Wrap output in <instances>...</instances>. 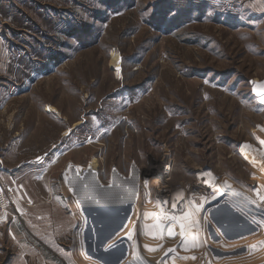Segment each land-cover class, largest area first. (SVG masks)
Masks as SVG:
<instances>
[{
  "label": "rangeland",
  "instance_id": "obj_1",
  "mask_svg": "<svg viewBox=\"0 0 264 264\" xmlns=\"http://www.w3.org/2000/svg\"><path fill=\"white\" fill-rule=\"evenodd\" d=\"M260 83L264 0H0V181L14 198L0 212V264H31L5 220L48 200L82 229L84 264L128 241L152 264H264ZM87 178L121 189L120 204L87 205ZM190 201L206 218L183 236L173 219L137 214L187 213ZM22 233L46 264H70Z\"/></svg>",
  "mask_w": 264,
  "mask_h": 264
},
{
  "label": "crops",
  "instance_id": "obj_2",
  "mask_svg": "<svg viewBox=\"0 0 264 264\" xmlns=\"http://www.w3.org/2000/svg\"><path fill=\"white\" fill-rule=\"evenodd\" d=\"M50 203L51 201L49 200L41 201L38 203L27 201L23 204L17 203L13 206L14 216L11 215V217H7L5 221H7L6 223H9V228H14L15 243L18 245V251L20 252L21 249L24 250L25 248H27L31 264H46L47 262L50 263V261L47 260L46 256V260H44L40 256V254L43 253L42 249L38 248L35 244H28L25 241L26 238H24V233H22V230L25 231L26 229V231H29V234L32 237H37V242L39 239L44 242V246L41 245L42 247L47 246L46 248L51 249L53 253L56 252L61 257H64L66 260H68V262H70V264H84L82 262L83 257L81 256V243L79 241V234H82V229L78 232L74 224H72V228L69 229L66 226V216L62 217L52 214L53 210L51 209V207L54 208L55 206L57 210L60 211L59 205L55 204L54 202H52L50 205ZM254 203V207H256V209H262V207H264V200L262 199L255 201ZM60 214L62 213L60 212ZM1 219L2 216H0V222ZM10 232L13 234L12 231ZM92 235L94 238V234L91 232L90 236ZM115 236L116 232L113 233V236H110L111 238H108V241L112 240ZM97 237L98 235L96 236V238ZM68 238H70V240H68ZM107 243L108 242L102 244V248L100 249V252L103 251L104 255H106V252L108 250L114 248L106 246ZM113 244H115V242ZM124 245L127 247V257L119 264H152V262L146 257H134V245L132 241H128ZM97 261H94V264H108L107 262L103 261L101 256L98 257Z\"/></svg>",
  "mask_w": 264,
  "mask_h": 264
},
{
  "label": "water",
  "instance_id": "obj_3",
  "mask_svg": "<svg viewBox=\"0 0 264 264\" xmlns=\"http://www.w3.org/2000/svg\"><path fill=\"white\" fill-rule=\"evenodd\" d=\"M78 183L81 184L80 186L84 187L81 195L87 205L95 206L97 201L99 202V206H112L120 204L121 189L119 190L117 187H112L111 189L104 188L100 186L98 182H92L88 178L86 180H82L81 182L78 181ZM98 237H102L101 240L104 241L105 237L103 235L99 236L98 234ZM99 256H101L103 261L108 264H119L127 257V247L125 245H116L113 249L108 250L106 255H104V252L101 251Z\"/></svg>",
  "mask_w": 264,
  "mask_h": 264
},
{
  "label": "bare ground",
  "instance_id": "obj_4",
  "mask_svg": "<svg viewBox=\"0 0 264 264\" xmlns=\"http://www.w3.org/2000/svg\"><path fill=\"white\" fill-rule=\"evenodd\" d=\"M111 61V65H112V67L115 69V71H116V73H118V70H119V61H118V59H117V57H114L113 59H111L110 60ZM258 95H261V93H260V91H258L257 92V96ZM49 110H54V108L53 109H51V108H49ZM204 181H205V179H202L200 182V184H198V187H195V189H201L205 184H204ZM206 183V182H205ZM157 180L156 181H154L153 180V185H155V187H157ZM208 184V183H207ZM157 195L159 196V195H163V194H160V192H157ZM208 198V197H207ZM163 200V199H162ZM160 202V201H159ZM158 203V202H157ZM171 207V206H170ZM170 207L168 206V207H163L162 205H160V204H157V205H151V206H149V207H143V209L141 210V207L140 206H138V215H142V213L144 214L145 213V215L146 214H152L153 216H155V218H158L159 219V222L156 224L158 227H160L161 226V224H160V220H162L161 218H163V220H168V219H173L175 222H177V223H179V225H181V224H183L184 225V228H183V231H184V233L186 232L187 234H188V231L189 230H192L193 228H196V227H198V229H199V226H197V225H200L201 223L200 222H198L197 224H196V226L194 225V226H192L191 228H189L188 227V225H189V220L188 219H184V216H185V213L186 212H182L181 210L180 211H175L174 209H170ZM140 210V211H139ZM188 213V212H187ZM222 217V216H221ZM225 217V216H224ZM165 218H167V219H165ZM175 218V219H174ZM205 218L206 217H202V218H198L197 216H196V220H198V221H200V219H201V221L202 220H205ZM227 218V217H226ZM183 219V220H182ZM222 219V218H221ZM231 219V218H230ZM229 219V220H230ZM232 220V219H231ZM145 221V220H144ZM164 222V221H163ZM205 222V221H204ZM227 222V221H226ZM231 222V221H230ZM166 223V222H165ZM205 223H207V221L205 222ZM211 223V222H210ZM219 223H222V221L221 222H219ZM202 224H203V222H202ZM164 225V224H163ZM218 225V224H217ZM130 225H128L127 227H129ZM166 226V225H165ZM201 226V225H200ZM222 227V226H221ZM220 230H222V228H219ZM224 230V229H223ZM179 231V230H178ZM182 231V230H181ZM194 231V230H193ZM180 232V231H179ZM222 232V231H221ZM120 234L119 233H117L116 234V238H118V237H120L119 236ZM125 236V235H124ZM183 245V244H182ZM192 260V259H191ZM189 261V260H188ZM164 262V261H163ZM185 262V261H184Z\"/></svg>",
  "mask_w": 264,
  "mask_h": 264
},
{
  "label": "built area",
  "instance_id": "obj_5",
  "mask_svg": "<svg viewBox=\"0 0 264 264\" xmlns=\"http://www.w3.org/2000/svg\"><path fill=\"white\" fill-rule=\"evenodd\" d=\"M163 156L161 157L160 160H162L161 162H163V165H165V168L166 170L165 173H163L164 175L162 176V174H158L161 178L163 179V177L166 175V173L168 171H170L171 169V164H170V159L168 158V153L165 152L166 150L163 149ZM168 160V161H167ZM168 162V163H167ZM162 165V164H161ZM162 165V166H163ZM152 180V179H151ZM206 197H209V199H211L212 197H215V193L213 192V187H210L209 185L206 184ZM182 194L183 195H186L184 194V192L182 191ZM13 189L11 186H9L8 184H3L1 181H0V212H6L8 210V207L12 204L13 202Z\"/></svg>",
  "mask_w": 264,
  "mask_h": 264
},
{
  "label": "snow or ice",
  "instance_id": "obj_6",
  "mask_svg": "<svg viewBox=\"0 0 264 264\" xmlns=\"http://www.w3.org/2000/svg\"><path fill=\"white\" fill-rule=\"evenodd\" d=\"M258 87H259L261 90H264V83H260V84L258 85ZM261 143L264 144V141H261ZM245 147H251V146H250V145H245ZM210 175H211V174L209 173V176H210ZM65 178L67 179V177H65ZM214 179H215V177H212V180H214ZM224 186H225V187H230V185H228L227 181L224 182ZM212 198L215 199V197H212ZM203 199L206 200V198H203ZM261 199L264 200V196H261ZM189 203L193 206V211L188 212V213H185L184 219H188V220H189V226L191 227V226H194L195 224H197V223L199 222L198 220L195 219V213L199 211V207H200V206H196L194 201H190ZM174 219H175V218H174ZM183 228H184V225L181 224V229H182V231H181L180 234H181L182 236L184 235ZM168 234H169V235H173V234H174V233L172 232L171 228H169ZM128 236H129V238L131 239V237H132V232H131V231L128 233ZM109 247H115V245L112 244V245H109ZM169 251H174V250H173V249H169ZM183 258H184V259H187L188 257H183Z\"/></svg>",
  "mask_w": 264,
  "mask_h": 264
}]
</instances>
